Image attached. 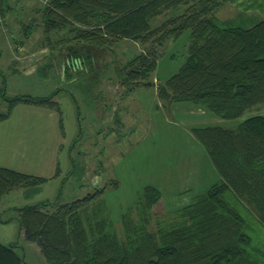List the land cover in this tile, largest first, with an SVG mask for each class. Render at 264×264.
<instances>
[{
    "label": "trees",
    "instance_id": "1",
    "mask_svg": "<svg viewBox=\"0 0 264 264\" xmlns=\"http://www.w3.org/2000/svg\"><path fill=\"white\" fill-rule=\"evenodd\" d=\"M12 1L0 0L1 16L10 12ZM220 5L221 0H48L42 15L46 36L70 26L77 42L100 49L109 50L123 40L151 43L152 51H142L117 70L123 86L129 91L157 86L163 102L191 103L234 120L264 104V20L251 27L221 21L215 15ZM168 15L172 16L152 27L153 19ZM187 30L185 62L168 80L155 85L150 77L158 65V50ZM32 32L30 27L26 38ZM73 53L79 60V53ZM3 86L0 122L19 102L59 110L54 101L59 91L12 98L7 96L5 78ZM193 131L221 179L176 214H153L162 195L147 186L135 217L122 216L120 236L105 216L91 220L84 215L102 189L71 203H62L60 195L18 210L22 237L37 244L48 264H264V244L258 237L264 229V116H252L236 129L207 126ZM47 180L0 167V198ZM232 199L245 204L255 221L257 217L258 228H250ZM17 248V241L0 243V264H25Z\"/></svg>",
    "mask_w": 264,
    "mask_h": 264
},
{
    "label": "rangeland",
    "instance_id": "2",
    "mask_svg": "<svg viewBox=\"0 0 264 264\" xmlns=\"http://www.w3.org/2000/svg\"><path fill=\"white\" fill-rule=\"evenodd\" d=\"M47 1L13 0L10 12L4 17L0 13V95L4 78L7 96L12 98L45 97L59 91L54 98L59 110L19 102L9 118L0 122V164L48 179L38 187L20 188L3 197L0 218L13 217L8 207L54 201L59 195L62 203H71L102 189L103 194L84 215L91 220L105 216L122 236V216L135 217L147 186L162 195L153 214L172 216L220 181L193 130L207 126L236 129L252 116H264V104L238 119L224 120L191 103L163 102L154 86L129 91L117 70L142 51H152L153 45L123 40L108 46L109 50L100 49L77 42L70 26L46 36L42 7ZM171 16L153 19L152 27ZM256 22L235 23L251 27ZM30 27L33 32L26 38ZM189 45V30L167 40L158 50L161 54L150 81L155 78V85H160L177 73ZM73 51L79 53V60ZM31 70L33 75L25 74ZM232 202L251 229L259 227L245 204ZM17 231L16 222L0 223V240L5 244L16 241ZM260 232L264 244V229ZM10 235L14 239L8 241ZM23 245L25 264H48L37 244Z\"/></svg>",
    "mask_w": 264,
    "mask_h": 264
},
{
    "label": "crops",
    "instance_id": "3",
    "mask_svg": "<svg viewBox=\"0 0 264 264\" xmlns=\"http://www.w3.org/2000/svg\"><path fill=\"white\" fill-rule=\"evenodd\" d=\"M215 15H216V17L218 19H220L221 21L223 20L224 22H228V21L234 22V21L240 20L241 22H245V23L249 24L251 21L255 22V21L264 20V0H221V5L218 8V10L216 11ZM25 74L26 75H33L34 71L31 70V71H28ZM154 87L157 88V86H154ZM171 105H173V103H171ZM200 109H202V108H200ZM202 110H204V109H202ZM0 167H5V166H2L0 164ZM6 168H8V167H6ZM18 189H20V188H18ZM18 189H15V190H18ZM5 196H3V197H5ZM2 198H0V200H2ZM31 205H34V204H31ZM26 206H29V204H26ZM26 206L14 207V208L13 207H8V209L10 210L9 213H12L13 217L12 218H7L8 221L6 219L3 220L2 218H0V223L2 225H5V223L10 224V222H16L17 223V225H18V231H17L18 234H17V238H16L17 240L16 241L19 243V248H17V252L19 253V255L24 256V257H25V255H24L25 254V247H24L23 244H24V242L28 243V241H26L22 237V234H21V231H20V225H19V220H18V218H19V211L18 210L23 208V207H26ZM11 239H14L13 235L12 236L10 235V240H8V241H11ZM16 241L9 242V244H5L6 242H2V240H0V243L4 244V245H10V244H12V243H14ZM32 244H35V243H32ZM31 248L34 251H36V252L39 249L38 248L36 250L35 247H32V246H31Z\"/></svg>",
    "mask_w": 264,
    "mask_h": 264
}]
</instances>
